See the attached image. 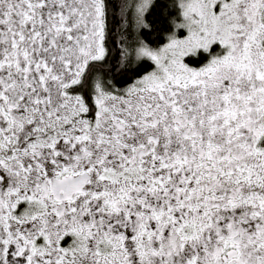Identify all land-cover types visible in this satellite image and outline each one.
I'll use <instances>...</instances> for the list:
<instances>
[{
    "label": "snow or ice",
    "instance_id": "obj_1",
    "mask_svg": "<svg viewBox=\"0 0 264 264\" xmlns=\"http://www.w3.org/2000/svg\"><path fill=\"white\" fill-rule=\"evenodd\" d=\"M0 264H264V0H0Z\"/></svg>",
    "mask_w": 264,
    "mask_h": 264
}]
</instances>
